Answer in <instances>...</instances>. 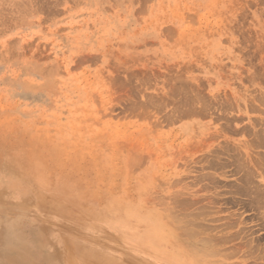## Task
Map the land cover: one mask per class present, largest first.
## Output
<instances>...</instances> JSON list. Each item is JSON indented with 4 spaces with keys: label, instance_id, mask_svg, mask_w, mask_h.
<instances>
[{
    "label": "rangeland",
    "instance_id": "obj_1",
    "mask_svg": "<svg viewBox=\"0 0 264 264\" xmlns=\"http://www.w3.org/2000/svg\"><path fill=\"white\" fill-rule=\"evenodd\" d=\"M0 221V264H264V0H0Z\"/></svg>",
    "mask_w": 264,
    "mask_h": 264
},
{
    "label": "bare ground",
    "instance_id": "obj_2",
    "mask_svg": "<svg viewBox=\"0 0 264 264\" xmlns=\"http://www.w3.org/2000/svg\"><path fill=\"white\" fill-rule=\"evenodd\" d=\"M52 2H53V1H52ZM44 3H46V2H44ZM48 3H49V2H48ZM45 5H46V4H45ZM181 79H182V78H181ZM179 91H180V90H179ZM182 91H183V90H182ZM195 91H196V90H195ZM176 92H177V91H176ZM174 94H175V93H174ZM180 94H181V93H180ZM184 94H186V93L184 92ZM200 94H201V93H200ZM188 95H190L189 92H188ZM201 95H202V94H201ZM194 96H195V95H194ZM183 97H184V96H183ZM183 97H182V98H183ZM200 97H201V96H200ZM169 98H170V97H169ZM194 99H195V98H194ZM194 99H193V100H194ZM179 100L181 101L182 99H179ZM184 100H185V97H184ZM184 100H183V101H184ZM203 100H204V99H203ZM191 101H192V100H191ZM194 101H195V100H194ZM197 101H199V100H197ZM185 102H187V101H185ZM192 102H193V101H192ZM192 102H191V103H192ZM204 102H205V101H204ZM204 102H202V103H204ZM206 102H209V101H206ZM189 103H190V102H189ZM189 103H187V105H188ZM194 103H195V102H193L192 104H194ZM196 103H197V102H196ZM196 103H195V105H196ZM192 104H191V105H192ZM211 104H212V103H211ZM187 105H186V106H187ZM191 105H189V106H191ZM209 105H210V104H209ZM221 106L223 107V105H221ZM180 107H182V106H180ZM184 107H185V106H184ZM200 107H201V106H200ZM202 110H203V109H202ZM202 110H201V111H202ZM191 111H192V109H191ZM193 112H195V111H193ZM203 112H204V110H203ZM203 112H202V113H203ZM180 113H181V112H180ZM191 113H192V112H191ZM199 113H200V112H199ZM202 113H201V114H202ZM256 138H257V137H256ZM177 203H178V202H177ZM3 220H4V219H3ZM3 220H2V221H3ZM6 221L8 222V220H6ZM0 222H1V221H0ZM7 222H6V223H7ZM192 223H193V222H192ZM8 224H10V223H8ZM175 227H176V226H175ZM2 229H3V227L0 226V237L3 236V230H2ZM191 234H192V233H191ZM6 237H7V236H6ZM27 254H28V253H27ZM21 258H22V257H21ZM24 258H25V257H24ZM9 264H16V260L13 259L12 262L10 261Z\"/></svg>",
    "mask_w": 264,
    "mask_h": 264
}]
</instances>
